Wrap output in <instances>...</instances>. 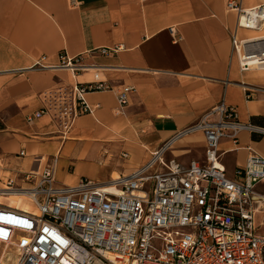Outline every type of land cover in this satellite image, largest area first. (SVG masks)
<instances>
[{
	"label": "crops",
	"instance_id": "obj_1",
	"mask_svg": "<svg viewBox=\"0 0 264 264\" xmlns=\"http://www.w3.org/2000/svg\"><path fill=\"white\" fill-rule=\"evenodd\" d=\"M241 2L245 8L264 4ZM237 18L226 0H0V189L55 155L57 179L65 183L129 174L223 98L241 122L264 130V87L250 86L232 42L236 30L241 40L251 30L237 28ZM172 29L183 38L175 42ZM103 47L116 50L94 51ZM62 51L83 55L94 67L77 73L60 67ZM95 75L108 87L86 93L92 113L67 127L47 114L28 121L44 107L43 92L94 82ZM124 85L134 90L119 112ZM205 145L201 132L188 134L165 156L204 163ZM253 152L264 156V131L258 140L251 130L241 131L238 143L223 139L228 175ZM257 220L264 221V212Z\"/></svg>",
	"mask_w": 264,
	"mask_h": 264
},
{
	"label": "built area",
	"instance_id": "obj_2",
	"mask_svg": "<svg viewBox=\"0 0 264 264\" xmlns=\"http://www.w3.org/2000/svg\"><path fill=\"white\" fill-rule=\"evenodd\" d=\"M226 7L237 13V28L264 25V4L245 8L241 0H226ZM171 32L175 42L183 38ZM249 40L239 39L237 30L232 34L242 70H249L240 57ZM59 56L60 67L75 73L94 67L83 63V55ZM107 87L95 75L94 82L47 90L44 107L27 119L47 114L67 127L93 112L86 93ZM133 90L124 85L118 91L119 112ZM243 130L264 131L241 122L237 108L223 98L151 151L147 163L108 182L59 181L57 155L40 170L21 171L20 183L9 179L0 194H14L31 209L0 202V264H264V221L257 220L264 212V191L258 190L264 156L251 153L234 176L221 161L222 140L238 143ZM196 132L205 137L204 163L165 156L176 140Z\"/></svg>",
	"mask_w": 264,
	"mask_h": 264
},
{
	"label": "rangeland",
	"instance_id": "obj_3",
	"mask_svg": "<svg viewBox=\"0 0 264 264\" xmlns=\"http://www.w3.org/2000/svg\"><path fill=\"white\" fill-rule=\"evenodd\" d=\"M248 34V38L252 39L254 37H262V38H258V39H254V40H249L247 43H245V45L247 46H252L256 43H262L264 44V25L261 26V28L259 30H251V31H247ZM245 50V49H244ZM238 56V55H237ZM251 74L250 77V82L252 87H264V69H259V68H252L248 70ZM254 91V89H249ZM116 177V176H115ZM97 178H95L96 180ZM101 182H103L101 179H98ZM64 182V181H61ZM65 183V182H64ZM16 201H12L9 197H4V196H0V202H4V203H10V204H14L17 205ZM20 203L23 206L29 205L30 203H27V201L20 199ZM259 217V216H258Z\"/></svg>",
	"mask_w": 264,
	"mask_h": 264
},
{
	"label": "bare ground",
	"instance_id": "obj_4",
	"mask_svg": "<svg viewBox=\"0 0 264 264\" xmlns=\"http://www.w3.org/2000/svg\"><path fill=\"white\" fill-rule=\"evenodd\" d=\"M259 29H254V30H259ZM258 38H262V37H254V38H252L250 40H254V39H258ZM251 50H253V51H251ZM240 57L243 60V62H245V65H248V68H251V67L255 68L256 67V68L264 69V44L256 43V44H254L252 46L245 45V51L240 50ZM110 190L116 192V188L115 187H110ZM6 196H8L13 202L18 200L17 201L18 202L17 205L23 206L20 203V199L21 198H18L16 195H14V194L9 195L8 194ZM23 207L31 209L30 204L26 205V206H23Z\"/></svg>",
	"mask_w": 264,
	"mask_h": 264
},
{
	"label": "trees",
	"instance_id": "obj_5",
	"mask_svg": "<svg viewBox=\"0 0 264 264\" xmlns=\"http://www.w3.org/2000/svg\"><path fill=\"white\" fill-rule=\"evenodd\" d=\"M261 119H262V117H254L253 118V121L258 122V120H261ZM261 137H262V132H255V131H253V138L255 140H258Z\"/></svg>",
	"mask_w": 264,
	"mask_h": 264
}]
</instances>
